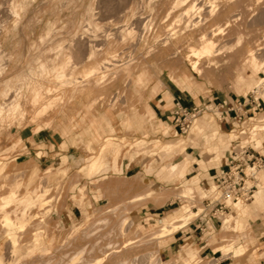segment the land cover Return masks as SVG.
Wrapping results in <instances>:
<instances>
[{"label":"rangeland","instance_id":"obj_1","mask_svg":"<svg viewBox=\"0 0 264 264\" xmlns=\"http://www.w3.org/2000/svg\"><path fill=\"white\" fill-rule=\"evenodd\" d=\"M176 1L0 0V126L6 129L9 143L8 154L0 160V203L2 196L15 193L9 205L0 207V264H214L226 258L255 264L252 256L261 257L262 246L253 235L250 217L243 226L241 216L232 218L233 213H244V206L234 210L232 203L225 215L215 217V199L222 201L215 184L200 180V192L177 175L166 177L168 174L162 169L182 158L177 157L182 150L167 153L162 145L184 140L188 142L186 148L195 151L197 145L190 143L196 134L195 123L209 116L220 136H231L230 147L238 137L244 141L248 136L257 148L264 147L259 142L264 136V93L236 84L239 66H264V0H182V7L176 6ZM211 4L215 6L213 12L208 6ZM14 11L18 16L12 14ZM172 32V38L167 39ZM204 34L206 40L218 44L213 50H220L218 55L196 54L195 50L203 45ZM250 50H258L257 58L252 60L255 65L249 60ZM60 71L71 73V78L59 79ZM143 73L150 79L149 84H136L135 78ZM255 77H264V70ZM159 81L163 82L161 86ZM261 86L264 91V81ZM173 92L184 97L189 111L195 107L203 109L186 133H177L174 114L169 122L155 123L149 116L144 120L146 124L143 120L140 126L127 124L130 116L146 117L150 99ZM70 94L72 102L65 109L58 107L36 121L32 119L33 111L39 108H34L31 100L46 111ZM228 98H234L240 115H245L235 124L234 131L221 126L222 104ZM245 100H256L249 107L251 113L247 114L240 105ZM85 106L93 114H117L122 122L120 129L103 137L92 135L97 140L85 144L81 135L84 125L79 123ZM53 114L62 118L61 127H71L70 143L89 154L79 155L72 166L63 158L56 170L49 168L41 175L12 171L11 165L18 158L15 152L22 147L17 145L21 143V129L30 127L25 131L30 134L53 127L47 122L38 123ZM241 130H246L247 135L240 134ZM110 136L122 145V151L119 155L107 151L105 168L94 173L98 161L93 157L103 144L113 147ZM140 139L148 141L146 146L131 148ZM157 140L160 143L155 147ZM199 143L203 145V156L210 158L213 153L207 151L204 135L199 137ZM67 147L64 143L62 149ZM135 156L151 158V173L160 182L130 197L129 202L95 205L90 195H95L99 179L109 178L111 161L119 172L118 160ZM90 161L97 163L89 166ZM189 178L191 175L186 177ZM83 179L87 182L81 183ZM258 179L260 187L264 186L261 174ZM67 196L81 210H74L67 203ZM148 201L158 206L173 202L167 209L179 215L169 222L177 223L175 220L183 215L187 224H201L198 237L174 247L170 240L177 232L156 238L161 232V219L157 220L160 217L141 222L135 216L137 208ZM5 216L20 222V226L9 230ZM224 217L230 221L221 227ZM184 229L187 228L179 231ZM222 243L225 256L215 250ZM226 243L242 246L246 253L235 258L233 254L238 256L242 250ZM188 247L196 248L197 253ZM213 256L221 258L211 260Z\"/></svg>","mask_w":264,"mask_h":264},{"label":"crops","instance_id":"obj_2","mask_svg":"<svg viewBox=\"0 0 264 264\" xmlns=\"http://www.w3.org/2000/svg\"><path fill=\"white\" fill-rule=\"evenodd\" d=\"M219 11V9H218ZM224 27V26H221ZM225 28V27H224ZM226 30V28H225ZM226 33V32H225ZM220 35V34H218ZM225 35V34H224ZM215 42V41H214ZM216 43V42H215ZM216 45H218L216 43ZM220 50H215L213 52H209L208 54L215 53L218 55ZM254 50H250L249 60L250 62L255 65L252 61V52ZM232 66V64L230 65ZM210 70H215L214 68H210ZM264 70V66L260 68L259 65L255 67H251L248 65L239 66V77L237 80V86L240 87L241 84L247 85V87L250 90H253L254 92L264 93V91L261 90L262 83L264 81V77L260 78L259 80L256 79V74L259 71ZM146 73L139 74L137 78H135V82L138 85H148L150 82V79L147 78ZM163 84L162 81L158 82V86H161ZM1 91V88H0ZM155 97V99H150L149 104L146 105L145 112L146 117L144 116H137L133 115L128 117V123L130 126L135 125H141L140 123L142 120H146L147 117H151L152 119H155V123H157L159 120L161 122H169L170 118L172 117V114L174 112L173 108L176 105L177 101H180L184 104V97L182 95H176L174 92L169 93L166 95H162L160 97ZM232 99V100H231ZM226 99L224 103L222 104V115H223V123H222V129L228 131H233L235 124L239 120L240 116V107L237 105L234 98ZM31 105L34 108H39L38 111H33V117L32 119L34 121L38 120L40 117L44 115V113H50L51 111H54L58 107H62L65 109L66 106H68L69 103H71V94L68 96V98L63 97V101H57L52 106H49L46 110H41L43 108L41 104H34L33 100H31ZM240 105H243V108L247 109V114L251 113V107L252 105L247 101L240 102ZM22 104V103H21ZM1 106V105H0ZM22 106V105H21ZM23 107V106H22ZM88 106H85V109L82 111L81 118L79 120V123L84 125V127L81 129V135L83 138V141L85 144H88V142L94 143L97 138H92V135H99L100 137H103L106 135V133H110V131H117L120 129V126L122 124L120 117L117 114H110L109 111H102V113L99 114H93L91 111H89ZM249 108V109H248ZM63 109V112L65 111ZM61 112V111H60ZM68 117V115H67ZM70 117V116H69ZM66 117H63L64 123H67ZM61 117L55 116L53 114L52 116H49L47 121L43 120L38 123H49L53 124V127H47L44 129H41L39 131H35L34 133L25 134V131L31 130L29 127H25L21 129V143H17V145L22 144V147H19V151L17 150L15 153L17 154L15 163H13L12 171H18L26 173L27 175L31 174H38L41 175L42 173L45 174L47 169L52 168L53 170L57 169L58 162H61L63 158H67L68 163L70 166L73 165L78 159V156H87L89 153L86 152L84 149H80L72 145L70 142L72 141V130L70 131L71 127H61L62 121ZM264 121V120H262ZM70 122V121H69ZM35 123V122H33ZM146 124V121L143 122ZM143 124V126H144ZM150 121L147 122V129H151ZM163 124V123H162ZM58 125V126H57ZM146 128V127H145ZM59 129V130H58ZM65 135H63L61 133ZM67 129H69V132H64ZM213 129L211 134L208 135V132ZM196 134L194 137H192V140L190 141L191 144L197 145L195 151H190V147L186 148L188 142L184 140H178V141H169L162 145L163 149L167 153H171L177 149L182 150V153L178 154L177 157L182 156L178 160H176L175 163L171 164L170 166H165L164 169H162L163 172H167L169 179L172 178L174 175H177L181 179H185L187 182L192 184L193 189L196 191L199 189L201 192L203 189L199 188V184L202 181L203 184H210L214 183L216 184L220 178L221 172L228 168L232 152L237 149L241 144L242 141L231 142L230 147V139L231 136H220V130L218 127L214 126L213 120L209 116H204L201 118V120L195 123L194 129ZM244 132V131H243ZM201 135H204L205 138V146L207 151L212 152L210 158H205L203 156V145L199 143V137ZM84 136H86L84 138ZM218 136H220L218 138ZM88 137V138H87ZM111 141H113V147H104L101 146L100 152L94 156V159H97L98 166L94 173L101 171L105 168V153L109 150H112L116 155H119L122 151V145L120 143L115 142V139L110 136ZM95 140V141H94ZM252 141L250 143L251 150L255 151L258 154L264 155V147L263 148H257L256 144ZM260 143L264 144V136L259 140ZM67 144V149H62L63 144ZM148 141L146 139H140L135 144L131 145V148L135 147H144ZM160 141L157 140L155 142V147L159 146ZM230 147V149H229ZM28 151H25V150ZM9 150V143H8V135L5 128H1L0 126V160L4 158L8 154ZM39 153L45 154L44 157H41ZM92 158V159H93ZM97 161L89 162V166L96 165ZM159 161V160H157ZM14 162V161H11ZM109 167L111 168L109 171V178H102L98 180L95 195L91 197V201L97 205V206H109V205H118L122 204L123 202H129L130 197L138 195L142 192H144L146 189H148L150 186H152L154 183L160 182L155 175L151 173L152 171V164L150 157H141V156H135L133 158L126 157L124 159H119L117 162V169L121 170L119 172L115 171V164L113 161H111ZM89 166L87 168H89ZM165 172V173H166ZM47 173V172H46ZM55 174V173H54ZM191 178L186 179V177L190 176ZM261 179L264 180V171L261 172ZM201 180V181H200ZM87 182L86 179L81 180V183ZM91 184H89L90 186ZM215 187V185H214ZM125 189H127V192H125ZM11 193V192H10ZM9 193V194H10ZM9 194L2 196V198L7 197ZM151 195V194H150ZM89 200L85 201L86 203ZM67 203L73 205V209L81 210L80 207H75V201L70 196H67ZM173 204V202H167L164 205L158 206L153 201H148L136 210V217H139L141 219V222H144L145 219H149V221L155 220L156 217H160L157 220H160V225L163 222V218H168L169 220H173L177 215L176 211H173L172 213H169L171 210L167 209L169 205ZM244 213L237 214L233 213L232 218L237 219V216H241V225L243 226L245 224L246 219H249V224L251 225V228L253 230V235L257 241V244H261V257L257 259V257L252 256V260H254L255 264H264V186L262 187V190L257 192L255 194L253 202L249 204H244ZM3 207V206H0ZM233 209L235 210L236 207L233 205ZM169 213V214H167ZM167 214V215H166ZM166 215V216H165ZM163 216V218H162ZM229 216V215H228ZM207 215L204 216L206 218ZM223 218V227L224 225L230 221L229 219ZM214 222V221H213ZM192 223V222H191ZM189 223L184 230L177 231L175 235L170 240V246L174 247L178 243L187 242L189 243L190 240H194L198 237L199 230L202 228L201 224H194L192 225ZM145 224H147L145 222ZM153 225V224H152ZM145 227V226H144ZM222 227V225H221ZM185 228V227H184ZM203 230V229H202ZM219 244L215 246L216 252H222L223 251V245ZM230 246H233L231 243H226ZM185 247V246H184ZM234 249H241L242 253L238 256H235L233 254V257L240 258L244 256L246 253L245 249L240 246H233ZM186 248V247H185ZM204 248V247H203ZM187 249H191L193 253H197L196 248L188 247ZM216 252H213L215 255ZM231 254V253H229ZM227 254V255H229ZM225 256V255H224ZM221 257H215L213 256L211 260L214 259H220ZM214 264H243L236 263L232 258H226L222 259L218 262H215Z\"/></svg>","mask_w":264,"mask_h":264},{"label":"built area","instance_id":"obj_3","mask_svg":"<svg viewBox=\"0 0 264 264\" xmlns=\"http://www.w3.org/2000/svg\"><path fill=\"white\" fill-rule=\"evenodd\" d=\"M256 100L250 104L253 105ZM260 106V105H259ZM203 109L198 107L192 108L189 111L185 108L184 104L180 101L176 102L174 116L177 117V133H186L190 128L192 121L202 112ZM185 117L184 121H180L182 117ZM245 115L239 116L238 122H240ZM235 129H233L234 131ZM244 131V132H243ZM240 134L247 135L246 130H241ZM248 136V139L241 140L238 137L236 142L242 141V144L235 149L231 154V161L227 169L221 172L218 182L215 184L216 191L219 193L222 201L215 199V206L212 211L214 216H223L229 211L230 205L239 201L253 202L255 193L260 187L258 175L264 171V155L258 154L251 150L250 143L252 142ZM252 182V184H249ZM209 200V199H207ZM210 205V204H208ZM220 216H217L220 219ZM223 226V222L221 224Z\"/></svg>","mask_w":264,"mask_h":264},{"label":"bare ground","instance_id":"obj_4","mask_svg":"<svg viewBox=\"0 0 264 264\" xmlns=\"http://www.w3.org/2000/svg\"><path fill=\"white\" fill-rule=\"evenodd\" d=\"M176 6L179 5V7H182V0H177L176 1ZM210 7V12L212 11H215L214 8L215 6H213L212 4L211 5H208ZM174 11V10H171V12ZM12 12V11H11ZM189 13V10L186 11V14ZM12 14L14 15H17L18 16V12L17 11H14ZM150 20V19H149ZM148 20V21H149ZM148 21L146 23H148ZM145 27V25H144ZM147 27V26H146ZM146 30V29H145ZM150 31V30H149ZM174 35V33H169L166 38L167 39H171L172 36ZM203 39V45L201 47V49H196L195 52L196 54L198 52H206V53H209V52H212L214 49H216L217 45L216 43L211 40V39H207L206 40V34H204L202 37ZM259 50V49H258ZM253 51L252 52V60L255 61V59L257 58L256 56V53L257 51ZM264 50V49H262ZM258 54V53H257ZM106 65V64H105ZM43 71L46 69L44 66L42 67ZM46 72V70H45ZM57 77H59V79H67V78H71V73H66L64 71H60L59 74L57 75ZM35 100H37V97L35 98ZM261 174V173H260ZM263 187V186H262ZM262 187H260L257 191H261L262 190ZM255 193V194H256ZM14 195L15 193H10L7 197H4L2 198V202L0 203V206H4V205H9V203H11L13 200H14ZM245 203L242 202V201H239V202H236V203H233V205L238 208L239 206H243ZM239 209V208H238ZM229 218V217H228ZM227 217L225 219H228ZM25 222V221H24ZM175 222L177 223H170L169 222V219L168 218H163V222L162 224L160 225L161 227V232L157 233L156 234V238H163L165 236H168V235H171L177 231H179L180 229H183L184 227H186L188 224L186 222V219H185V216H180L179 217V220H175ZM4 223H5V226L9 229V230H13L15 228H18L20 226V222L16 221L15 219H12L10 216H5V219H4ZM24 226V225H23ZM12 244H13V241H11Z\"/></svg>","mask_w":264,"mask_h":264}]
</instances>
